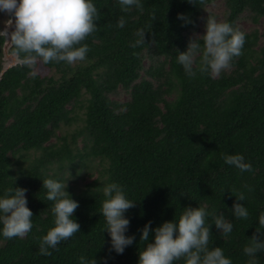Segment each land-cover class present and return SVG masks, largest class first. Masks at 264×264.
<instances>
[{
    "label": "trees",
    "instance_id": "obj_1",
    "mask_svg": "<svg viewBox=\"0 0 264 264\" xmlns=\"http://www.w3.org/2000/svg\"><path fill=\"white\" fill-rule=\"evenodd\" d=\"M215 1L141 0L143 11L132 6L125 12L119 0H91L100 17L97 31L82 42L89 48L85 60L16 63L0 74V198L8 188H25L33 213L25 237L6 239L0 231V264H80L81 256L97 264H137L147 243L139 230L149 221L153 229L176 222L185 207L209 213L210 249L220 247L232 264H248L243 250L253 234L260 236L264 212V28L247 31L237 20L264 23V0H222L221 22L245 35L242 54L219 76L196 71L189 77L177 54L204 33L198 31L207 16L215 17L207 9ZM121 17L126 23L119 28ZM140 29L150 42L132 47ZM3 44L0 34V71ZM198 63L199 56L194 70ZM74 122L70 131L64 128ZM236 154L252 171L224 162V155ZM93 171L91 181L80 182V174ZM45 179L66 181L80 225L47 256L39 253V240L54 226V202L46 199ZM113 182L136 205L125 213V235L134 241L123 254L109 250L101 211L103 188ZM240 192L243 201L236 200ZM237 202L247 219L234 216ZM220 213L233 225L227 237L214 225ZM153 237L150 232L148 242ZM255 259L264 264V251Z\"/></svg>",
    "mask_w": 264,
    "mask_h": 264
},
{
    "label": "clouds",
    "instance_id": "obj_2",
    "mask_svg": "<svg viewBox=\"0 0 264 264\" xmlns=\"http://www.w3.org/2000/svg\"><path fill=\"white\" fill-rule=\"evenodd\" d=\"M119 3L125 12L132 6L143 11L141 0H119ZM0 11L14 17V30L10 33L5 30V34L14 45L12 54L28 67H37L38 62L43 65L53 61L73 64L85 60L89 48L82 42L97 31L100 17L91 0H0ZM151 18L156 20L154 13ZM177 18L191 22L184 14H177ZM8 22L9 26L13 24L11 19ZM125 23L121 17L116 26L122 28ZM136 35L138 39L132 47L150 42L145 40L143 29ZM244 43L242 31L234 29L228 22H218L215 17L207 16L204 33L190 40L187 50L179 52L177 59L189 77H194L196 71L219 76L230 67L234 57L242 54ZM197 56L199 63L194 70ZM223 159L240 172L252 171L242 155H224ZM43 187L47 190L46 199L54 202L51 209L54 226L39 240V253L47 256L51 255L49 249H56L61 241L79 232L80 225L72 218L79 204L66 191V181L45 179ZM244 187L251 191L248 185ZM26 191L20 187L8 188L0 198V224L3 226L0 231L6 239L23 238L33 227V213L26 206ZM103 195L101 211L110 237L109 250L123 254L134 241L133 236L125 235L130 224L125 213L136 206L135 202L127 199L122 186L114 182L104 186ZM244 199L243 192L236 197L237 201ZM232 209L236 218H248L249 213L241 203H234ZM207 215L204 207H185L176 222L165 221L154 229L150 227L151 221L147 222L139 230L140 241L147 243L138 253L137 264H173L181 258L185 264H232L220 247L209 248L211 232L210 225L205 224ZM214 225L225 237L233 230L231 221L223 213L214 215ZM260 229H264V212L260 213L259 228L256 229L260 236L253 234L250 244L243 250L251 258L248 264H257V253L264 251V232ZM150 232L154 233L153 242H148ZM80 264H97V260L81 256Z\"/></svg>",
    "mask_w": 264,
    "mask_h": 264
},
{
    "label": "rangeland",
    "instance_id": "obj_3",
    "mask_svg": "<svg viewBox=\"0 0 264 264\" xmlns=\"http://www.w3.org/2000/svg\"><path fill=\"white\" fill-rule=\"evenodd\" d=\"M222 8H223L222 0H216L213 4L209 5L207 9H208V11H211L212 13H214L215 18L217 19L218 22H221V18H222L221 10H222ZM9 19H11V16L0 11V31H3V28L6 27L7 24H9V22H8ZM237 23L242 27V29L247 30V31L250 30V28L255 27V28H257V30H259L261 32L264 28V23H263L262 18H260L257 23H252L249 19H246V17H241L240 19L237 20ZM202 32H204L203 27H201L199 29L198 33H202ZM259 43L261 44V40L259 41ZM6 48H7V46L4 49L3 63L8 64V63L13 62L14 58L11 57L10 55H8L9 53L7 52ZM144 63L146 64L147 62H144ZM39 69H40V71H43L44 73H48L47 71H45L42 68H39ZM76 124H77V122H74L71 125L66 126L64 128L68 129V131H70L71 129H73L76 126ZM88 168H90V170L95 169V167L94 168L88 167ZM96 175H97V173L95 171H93L92 176H88L86 173L84 175L80 174V176H83V179H80V182L81 183L89 182Z\"/></svg>",
    "mask_w": 264,
    "mask_h": 264
},
{
    "label": "water",
    "instance_id": "obj_4",
    "mask_svg": "<svg viewBox=\"0 0 264 264\" xmlns=\"http://www.w3.org/2000/svg\"><path fill=\"white\" fill-rule=\"evenodd\" d=\"M11 20L13 21V24L10 25V26H9V24H7L6 27L3 28V31L0 32V33H1L2 35H4V37H5V39H4V44H3V54H4V49H5V47L7 46L6 49H7V52H8V48H9V46H10V44H11L10 38L5 34V30H7V32H9V33H10L11 31L14 30V17H11ZM7 54H8V53H7ZM8 55H10L11 57H13L14 60H13V62L8 63V64L3 63V67H2V69H1V71H0V74H1L6 68L10 67L11 65H14V64H16V63H20V59H19L18 57L14 56L12 53H9Z\"/></svg>",
    "mask_w": 264,
    "mask_h": 264
}]
</instances>
